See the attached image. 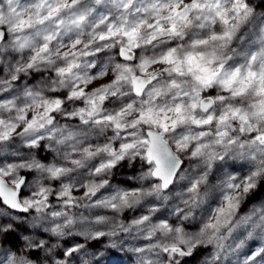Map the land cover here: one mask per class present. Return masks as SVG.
<instances>
[{
    "label": "clouds",
    "instance_id": "obj_1",
    "mask_svg": "<svg viewBox=\"0 0 264 264\" xmlns=\"http://www.w3.org/2000/svg\"><path fill=\"white\" fill-rule=\"evenodd\" d=\"M0 264H264V0H0Z\"/></svg>",
    "mask_w": 264,
    "mask_h": 264
}]
</instances>
